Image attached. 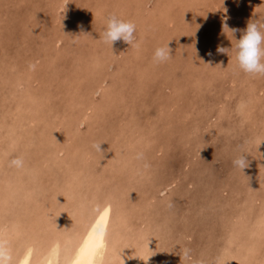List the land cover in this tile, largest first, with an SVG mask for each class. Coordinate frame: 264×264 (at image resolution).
Here are the masks:
<instances>
[{"label":"rangeland","instance_id":"1","mask_svg":"<svg viewBox=\"0 0 264 264\" xmlns=\"http://www.w3.org/2000/svg\"><path fill=\"white\" fill-rule=\"evenodd\" d=\"M58 1L0 0V198L16 209L0 232L39 204L70 208L63 227L92 194L123 211L111 261L263 264L264 75L239 69L222 24L264 23V0ZM110 15L135 24L131 44L103 41Z\"/></svg>","mask_w":264,"mask_h":264},{"label":"bare ground","instance_id":"2","mask_svg":"<svg viewBox=\"0 0 264 264\" xmlns=\"http://www.w3.org/2000/svg\"><path fill=\"white\" fill-rule=\"evenodd\" d=\"M58 2L59 3L63 2V0H60ZM163 10H165V9H163ZM160 11H161V9H160ZM97 62H98V60H97ZM97 62H96V64H97ZM13 128L14 129L17 128V125H14ZM5 131H6V129H5ZM40 136H42L43 143L44 142L48 143V141L50 139H52V137H49V135L42 134L41 131L39 132V137ZM31 139H32V137H31ZM16 140H17V137L16 138L14 137V139L9 141V144L12 146L15 145ZM162 142H163V140H162ZM0 151L3 152L4 151L3 148H0ZM57 153H58V151L57 152L55 151V157H57ZM58 158H59V156H58ZM35 161L36 162H34V164L31 163L26 168H24V166L22 168H19L20 171L16 170L17 173H19V172L23 173L27 169L28 170L38 169V167L40 166V164H38V161H39L38 158ZM37 176L35 178H38L41 182V177H39V176L37 177ZM32 179H33V177H30V180H32ZM24 181H25V179H24ZM52 184H54V180H53V183H51L49 185L50 187L53 188L54 186ZM87 184H86V186H87ZM8 187H10V186H8ZM8 189H10V188H8ZM8 189L5 190V194H7L8 191H10ZM0 196H1V194H0ZM87 198L93 204L92 207L87 208V210L82 208L81 211L79 212V214L75 213L74 217H72L70 222L64 223L63 227L58 225V222L63 223V220H62L63 215L65 213H68L70 208H68V209L62 208V209L57 210L55 206H52V207L47 206L46 208L45 207L42 208L41 205L39 204L37 206H33V208L31 207L30 209H28V213H32V216H30L29 214L25 215V213H23V212H20V213L17 212V214L15 216H12L13 217L11 219L12 222L8 223V224H10L8 230H3L2 232H0V264H77V261L80 258V249L83 246L84 241L88 236V233L92 230L93 225L96 223V221L100 217L101 213H103V211L105 209L109 210L108 211L107 224L104 227V230H105V236H104L105 247L101 253L95 254V256L93 258V264H141L140 263L141 260H139V257L137 258V257L124 256V258H122V256H121L119 260L117 259V261H115V260L111 261L110 260V258L112 259V257L114 258V256H115V253H112L111 255L109 253V252H111V249L113 251V248L111 247V245L116 243L115 241H117L121 237V235L123 234L122 233L123 231H121V232L119 231L120 232L119 233L117 231L118 229H116V231H114V233L111 234L110 233V227L115 226L118 228L120 226L119 222L122 221L123 216H124V215L122 216L123 211L121 210V213H119V211L116 210L117 213L119 214V216L116 217L115 213L113 212V210H114L113 204H112L110 199H108V198H99L98 199L95 195H92V194L91 195L89 194V196H87ZM7 201L8 200L3 198V196L0 198V215L4 210H5V213L9 212L10 214H12L11 212L13 210H16V209H12L13 206H11V208H10V206H7L8 205ZM8 208L12 209V210H9ZM20 208H23V207H20ZM40 208L43 209L42 213L37 212ZM43 213H46V214L50 213V217L46 218V219L44 218V220L41 221L40 214H43ZM39 216H40V218H39ZM31 218H33V220H30ZM35 218L40 219V221L42 223L40 224V222L35 221ZM5 219H6V217H5ZM7 220H8V218L5 220L6 223H7ZM0 225H1V223H0ZM121 225H123V224H121ZM124 234H126V233H124ZM136 250H137V248H136ZM124 251L121 250L122 255L126 254ZM121 253H120V255H121ZM136 254L137 253H135V255ZM116 256L118 257V252H117ZM263 264H264V262H263Z\"/></svg>","mask_w":264,"mask_h":264},{"label":"clouds","instance_id":"3","mask_svg":"<svg viewBox=\"0 0 264 264\" xmlns=\"http://www.w3.org/2000/svg\"><path fill=\"white\" fill-rule=\"evenodd\" d=\"M226 11L227 9H224V12ZM224 20H227V16L224 17ZM222 27L228 29L236 41L234 46V59L239 69L249 75H264V30H262L264 29V23L258 24L255 21L248 22L243 30L229 29L226 22L222 24ZM135 30L136 26L133 22L117 18L115 15H110L106 18L102 38L111 47L116 41H123L129 45L134 40ZM237 31L240 32L238 39L234 37V33ZM225 50L226 48L224 47L217 48V52L219 53H226ZM170 51L168 43L155 48L152 57L153 62L163 63L167 61L171 56ZM96 147L99 148V145H96ZM232 163L241 172L248 166V161L243 154L235 158ZM9 164L16 168H22L24 166V160L22 157H16L10 160ZM104 236L105 230L101 227L95 237L99 244L96 254L101 253L105 247ZM185 256H187V250L185 251Z\"/></svg>","mask_w":264,"mask_h":264},{"label":"snow or ice","instance_id":"4","mask_svg":"<svg viewBox=\"0 0 264 264\" xmlns=\"http://www.w3.org/2000/svg\"><path fill=\"white\" fill-rule=\"evenodd\" d=\"M108 211V209H105L103 213H101L100 217L93 225L92 230L88 233V236L80 249V258L78 259L77 264H93V258L96 254L97 248L99 247L95 237L98 230L101 227L104 228L106 226Z\"/></svg>","mask_w":264,"mask_h":264}]
</instances>
